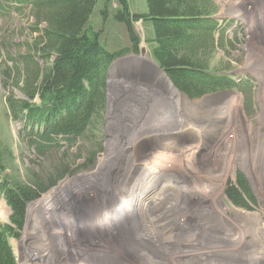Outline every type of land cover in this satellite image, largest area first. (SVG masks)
I'll list each match as a JSON object with an SVG mask.
<instances>
[{
  "label": "rangeland",
  "instance_id": "1",
  "mask_svg": "<svg viewBox=\"0 0 264 264\" xmlns=\"http://www.w3.org/2000/svg\"><path fill=\"white\" fill-rule=\"evenodd\" d=\"M129 1L134 13L146 11L145 0ZM215 1L216 36L224 29V41L233 44L211 53V66L238 86L194 99L176 87L178 95L153 58L152 24L134 22L140 37L134 52L125 25L113 17L116 0L107 18L106 0H99L91 22L102 29L101 42L111 51L127 49L108 68L104 109L97 102L82 134L39 147L29 133L44 135L45 126L13 119L9 100H28L18 83L28 55L37 53L43 24L29 5L0 0V138L9 149L7 173L46 188L27 204L24 226L10 240L17 264H72V248L76 264H99L108 252L121 256L128 249V264H264V0ZM34 57L41 70L50 67L49 58ZM240 172L252 196L245 207L227 195ZM141 191L150 194L119 219L118 207L125 209L130 195L146 196H137ZM11 215L0 194V222L8 224ZM79 217L84 228L116 221L109 239L127 245L90 246L91 235L83 244L73 235L61 242L57 226Z\"/></svg>",
  "mask_w": 264,
  "mask_h": 264
},
{
  "label": "trees",
  "instance_id": "2",
  "mask_svg": "<svg viewBox=\"0 0 264 264\" xmlns=\"http://www.w3.org/2000/svg\"><path fill=\"white\" fill-rule=\"evenodd\" d=\"M15 1L29 5L43 29L40 42L34 45L37 53L28 55L26 75L18 83L28 100H9V111L13 119L22 116L32 125L45 126L44 135L29 133L38 138L39 147H45L58 136L82 134L92 122L97 102L104 109L108 68L127 49L111 51L101 42L102 29L91 22L99 0ZM116 2L113 17L125 25L132 51L138 52L140 47L134 22L152 24L154 36L149 42L153 58L175 84L169 82L176 92L178 89L194 99L239 85L227 78L223 69L211 66V53L233 44L224 41V29L216 36L220 25L215 0H145L146 11L140 13L132 11L129 0ZM110 5L111 0H106V18ZM34 55L49 58L50 67L41 70ZM8 154V146L0 138V194L12 209L9 223L0 222V264H17L10 240L15 230L24 226L27 204L46 188L37 179L26 184L9 175ZM229 185L227 195L232 202L247 206L252 196L245 176L240 172L237 183Z\"/></svg>",
  "mask_w": 264,
  "mask_h": 264
},
{
  "label": "bare ground",
  "instance_id": "3",
  "mask_svg": "<svg viewBox=\"0 0 264 264\" xmlns=\"http://www.w3.org/2000/svg\"><path fill=\"white\" fill-rule=\"evenodd\" d=\"M165 55V54H163ZM82 71V70H81ZM86 71V70H85ZM80 72V71H79ZM121 74V73H120ZM79 76V75H78ZM81 80V79H80ZM80 91V90H79ZM168 154V153H167ZM169 155V154H168ZM157 156V155H156ZM154 160V159H153ZM156 161V160H155ZM151 162V161H150ZM152 167V165H151ZM152 171V170H151ZM139 177V176H138ZM141 178V177H140ZM139 179V178H138ZM138 194H144L146 196H142V197H139L138 200L137 199H134L133 198V195H130L129 197H127L125 199V204H124V208H120L118 207V212L120 213V218L122 217H125V214L132 209V205L133 206H137V205H140L141 202L143 201L144 198H146L149 194L147 192H138L137 193V196ZM153 196V194H152ZM150 198V197H149ZM152 198V197H151ZM130 204V205H129ZM148 206V205H147ZM145 208V207H144ZM132 212V211H131ZM130 212V213H131ZM80 218V217H79ZM108 220V219H107ZM66 223V224H65ZM87 223L85 222V220H75L73 222L71 221H65L64 224H60L57 226V229H56V234L61 236L62 238H59L61 242L63 243H67L68 242V238L70 235H73V236H76L77 237V240H75V242H78V244L85 242L84 240V237H87V235H91V245L90 246H93L92 245V242H95V243H98L99 245H103L105 246L106 248H109V249H112V244H116L115 241L112 242V240H110L109 238L111 237V235L118 229V225L116 223V221L114 220H110V221H105V219H100L96 222H92L91 224H88L90 227L89 228H84V225H86ZM121 226V224H120ZM117 227V228H116ZM102 237V238H100ZM83 238V239H82ZM105 238L108 239L109 243L105 244ZM82 239V240H81ZM93 239H97L99 242L93 240ZM70 240H73V238H70ZM127 240H130L129 238H127ZM82 241V242H81ZM68 245V244H67ZM98 245V246H99ZM116 245H127L126 242L122 243V241H120L119 243H117ZM81 246V245H80ZM68 249V248H67ZM73 249V248H72ZM71 249V250H72ZM88 249V248H87ZM70 250V248H69ZM68 251L69 252V255H71L69 258L71 261L72 264H76V254L75 252L72 253V251ZM83 251V250H82ZM130 251V253H133V251L131 249H128L126 251V253L128 254ZM71 253V254H70ZM121 254L120 255H117L115 252H108V254L106 256H108L107 258L105 257H100V261H99V264H117L115 263L117 260L114 261V258H117V259H121V262L119 264H128V258L130 254ZM95 255V253H94ZM132 258V256L130 257ZM123 259V260H122ZM131 260V259H130ZM98 262V261H97Z\"/></svg>",
  "mask_w": 264,
  "mask_h": 264
}]
</instances>
